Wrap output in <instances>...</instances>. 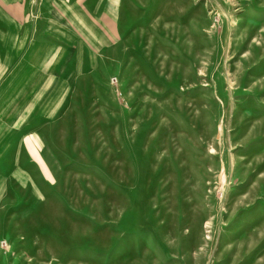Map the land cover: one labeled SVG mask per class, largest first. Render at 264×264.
I'll list each match as a JSON object with an SVG mask.
<instances>
[{
  "label": "rangeland",
  "instance_id": "obj_1",
  "mask_svg": "<svg viewBox=\"0 0 264 264\" xmlns=\"http://www.w3.org/2000/svg\"><path fill=\"white\" fill-rule=\"evenodd\" d=\"M32 1L0 40V264H264V0Z\"/></svg>",
  "mask_w": 264,
  "mask_h": 264
},
{
  "label": "crops",
  "instance_id": "obj_2",
  "mask_svg": "<svg viewBox=\"0 0 264 264\" xmlns=\"http://www.w3.org/2000/svg\"><path fill=\"white\" fill-rule=\"evenodd\" d=\"M31 1V2H30ZM32 0H0V40L9 36L10 40H15L24 27V14L29 8L32 10ZM39 8L52 7L60 0H37ZM76 7L78 0H75ZM20 29V30H19ZM27 29V28H25Z\"/></svg>",
  "mask_w": 264,
  "mask_h": 264
},
{
  "label": "built area",
  "instance_id": "obj_3",
  "mask_svg": "<svg viewBox=\"0 0 264 264\" xmlns=\"http://www.w3.org/2000/svg\"><path fill=\"white\" fill-rule=\"evenodd\" d=\"M116 82V78L115 77H112L111 78V83L114 84Z\"/></svg>",
  "mask_w": 264,
  "mask_h": 264
}]
</instances>
